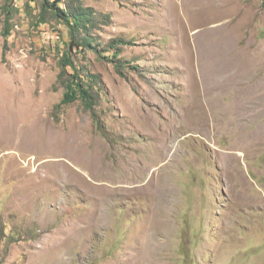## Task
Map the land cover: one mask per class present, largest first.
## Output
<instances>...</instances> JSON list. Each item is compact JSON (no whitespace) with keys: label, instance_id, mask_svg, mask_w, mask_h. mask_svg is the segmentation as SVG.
Masks as SVG:
<instances>
[{"label":"rangeland","instance_id":"374dc122","mask_svg":"<svg viewBox=\"0 0 264 264\" xmlns=\"http://www.w3.org/2000/svg\"><path fill=\"white\" fill-rule=\"evenodd\" d=\"M64 2L96 117L56 108L67 29L0 0V264H264V0Z\"/></svg>","mask_w":264,"mask_h":264},{"label":"trees","instance_id":"16d2710c","mask_svg":"<svg viewBox=\"0 0 264 264\" xmlns=\"http://www.w3.org/2000/svg\"><path fill=\"white\" fill-rule=\"evenodd\" d=\"M78 0H74L77 2ZM38 4V8L41 12L38 14L37 18L41 23H45L46 19H55L60 25L64 26L68 33L65 39H63L64 46L69 48V50L63 51V55L60 59V73L59 80L64 87V93L61 100L56 104V108H61L64 105H68L77 100H81L87 110H90L92 115L96 117L95 106L98 101L96 94L100 92V88H94L93 84H99L97 76L83 68L77 67L74 64L71 54L74 48H79L85 52L89 48L98 50L94 46L93 35L91 29L93 27V13L89 8L83 7L77 2L75 6L70 5L69 2H64V0H34ZM5 12V23L1 31L4 37V51L7 50V41L11 32L9 30V20L13 16L14 7L6 1L3 6ZM84 33L83 36H80ZM122 40L115 41V43L110 46L112 49L110 60H116V67L120 69L123 65L120 63L121 60L118 58L120 49L117 48ZM109 59V58H108ZM67 67H70L72 72L69 73ZM136 69V68H134Z\"/></svg>","mask_w":264,"mask_h":264},{"label":"clouds","instance_id":"9594fccd","mask_svg":"<svg viewBox=\"0 0 264 264\" xmlns=\"http://www.w3.org/2000/svg\"><path fill=\"white\" fill-rule=\"evenodd\" d=\"M79 50L80 52H83L84 51V49H83V51L81 50V49H79V48H74L72 51H74V50ZM67 50H69V48L67 49ZM72 51H69V53L71 54V52ZM71 57H72V55H71ZM72 60H73V58H72ZM73 62H74V60H73ZM74 64H75V62H74ZM96 107V106H95ZM90 111V110H89ZM91 112V111H90ZM99 127V126H98ZM99 129H100V127H99Z\"/></svg>","mask_w":264,"mask_h":264}]
</instances>
